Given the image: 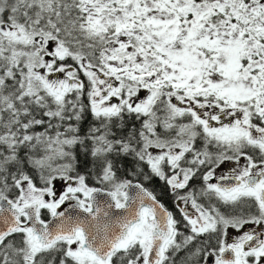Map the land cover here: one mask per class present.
Masks as SVG:
<instances>
[{
  "label": "snow or ice",
  "instance_id": "1",
  "mask_svg": "<svg viewBox=\"0 0 264 264\" xmlns=\"http://www.w3.org/2000/svg\"><path fill=\"white\" fill-rule=\"evenodd\" d=\"M0 264H264V0H0Z\"/></svg>",
  "mask_w": 264,
  "mask_h": 264
},
{
  "label": "trees",
  "instance_id": "2",
  "mask_svg": "<svg viewBox=\"0 0 264 264\" xmlns=\"http://www.w3.org/2000/svg\"><path fill=\"white\" fill-rule=\"evenodd\" d=\"M155 186L157 187V190H159L160 187H161V185H160V183L158 181L155 182ZM162 198L165 199L166 203H170V200H169V198L167 196H164Z\"/></svg>",
  "mask_w": 264,
  "mask_h": 264
}]
</instances>
